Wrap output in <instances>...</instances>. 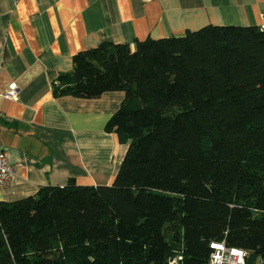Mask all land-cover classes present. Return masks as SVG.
<instances>
[{"label": "trees", "instance_id": "16d2710c", "mask_svg": "<svg viewBox=\"0 0 264 264\" xmlns=\"http://www.w3.org/2000/svg\"><path fill=\"white\" fill-rule=\"evenodd\" d=\"M56 95L125 93L107 122L128 145L111 185L0 201V264H209L212 242L264 264V29L106 40Z\"/></svg>", "mask_w": 264, "mask_h": 264}, {"label": "crops", "instance_id": "0c3cea01", "mask_svg": "<svg viewBox=\"0 0 264 264\" xmlns=\"http://www.w3.org/2000/svg\"><path fill=\"white\" fill-rule=\"evenodd\" d=\"M207 25L264 29V0H0V153L15 167L0 201L35 195L41 186L111 185L128 145L107 122L123 91L98 98L56 95L58 78L79 52L110 40L184 35Z\"/></svg>", "mask_w": 264, "mask_h": 264}, {"label": "built area", "instance_id": "2783aa9c", "mask_svg": "<svg viewBox=\"0 0 264 264\" xmlns=\"http://www.w3.org/2000/svg\"><path fill=\"white\" fill-rule=\"evenodd\" d=\"M148 1V0H144ZM1 95V94H0ZM19 95V89L16 84H12L10 88L2 93L1 96L5 98H17ZM3 112L0 108V117ZM15 175V167L8 161L7 152L0 153V189L7 187ZM211 248L213 253L211 254L209 264H244L246 258V251L238 248H230L225 242H212ZM178 260L173 259L171 264H177Z\"/></svg>", "mask_w": 264, "mask_h": 264}]
</instances>
